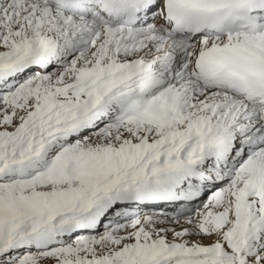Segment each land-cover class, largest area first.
Returning <instances> with one entry per match:
<instances>
[{
    "label": "snow or ice",
    "instance_id": "snow-or-ice-1",
    "mask_svg": "<svg viewBox=\"0 0 264 264\" xmlns=\"http://www.w3.org/2000/svg\"><path fill=\"white\" fill-rule=\"evenodd\" d=\"M0 264H264V0H0Z\"/></svg>",
    "mask_w": 264,
    "mask_h": 264
}]
</instances>
